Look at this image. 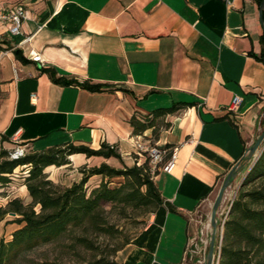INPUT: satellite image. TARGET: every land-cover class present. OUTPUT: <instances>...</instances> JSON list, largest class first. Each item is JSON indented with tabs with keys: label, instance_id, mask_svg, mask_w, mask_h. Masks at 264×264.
<instances>
[{
	"label": "crops",
	"instance_id": "obj_1",
	"mask_svg": "<svg viewBox=\"0 0 264 264\" xmlns=\"http://www.w3.org/2000/svg\"><path fill=\"white\" fill-rule=\"evenodd\" d=\"M230 1L1 0L22 2L27 15L19 34L0 35L8 50L0 55V139L8 145L17 138L40 152L106 143L119 157L72 155L132 167L131 117L194 103L158 118L157 133H141L177 145V157L172 172L153 178L163 203L118 251L120 264H185L197 217L212 211L225 177L264 132L260 5ZM42 68L103 88L63 85Z\"/></svg>",
	"mask_w": 264,
	"mask_h": 264
},
{
	"label": "trees",
	"instance_id": "obj_2",
	"mask_svg": "<svg viewBox=\"0 0 264 264\" xmlns=\"http://www.w3.org/2000/svg\"><path fill=\"white\" fill-rule=\"evenodd\" d=\"M257 2L261 5L262 0ZM262 40L263 52L259 58L264 61V34ZM15 54L19 59L25 60L19 50H15ZM42 70L48 72L55 82L63 85L76 83L91 91H100L103 88L100 84L58 77L54 69ZM193 104L181 101L170 107H160L144 119L133 115L130 123L135 134H141L148 128H153L155 134L158 129V118ZM1 139L5 140L3 137ZM75 153L106 158L119 157L115 147L106 143H102L100 149L70 144L29 153L17 159H8L9 151L0 148V158L3 159L0 161V186L11 181L10 175L15 168L29 165L24 184L33 198L32 204L28 207L13 208L19 212L17 221L20 226L13 231L9 241L0 240V264H15L27 252L55 241L71 226L79 224L84 219L94 223L105 203H125L134 208H152L154 211L163 203L160 190L148 172L147 161L122 169L101 163L89 169L80 181L63 190L59 189L48 178L45 169L51 165L61 166L70 163L69 156ZM248 159L251 158L245 154L240 162ZM93 175H101L102 179L88 191L85 186ZM117 176H123L124 180L115 187H111L104 179ZM35 205H39V211L34 208ZM131 240L126 239L113 249V252L86 264H120L115 259H110V256L115 255ZM218 251L220 257L216 264H264V143L247 169L236 197L229 205Z\"/></svg>",
	"mask_w": 264,
	"mask_h": 264
},
{
	"label": "rangeland",
	"instance_id": "obj_3",
	"mask_svg": "<svg viewBox=\"0 0 264 264\" xmlns=\"http://www.w3.org/2000/svg\"><path fill=\"white\" fill-rule=\"evenodd\" d=\"M15 145L10 146L0 139L1 150L11 151ZM24 146L26 154L37 152L29 146ZM78 157L70 155V163L61 166L51 165L45 169L48 178L59 189L63 190L70 187L74 182L80 181L84 174L89 172V169L99 166L104 161L99 157H87L85 161ZM113 157L117 158L116 156ZM7 158L10 159L9 155ZM2 160L0 158V161ZM253 160L254 158L242 162V166L237 169L236 178L227 187L226 197L224 194V199L217 212L216 226L211 225L212 233L206 248L201 242L199 230L201 224L211 218L212 211L206 214L202 213L197 217L198 227L192 233L185 264L206 263L213 233L215 234L213 263H217L220 238L223 232V220L226 218L228 207L236 197L241 181ZM125 166L127 165L118 164L114 167L122 169ZM29 168V165L18 166L10 175L11 181L7 185L0 186V240L9 241L12 238L13 231L20 226L17 221L20 216L19 212L14 211L13 208L18 206L20 208L28 207L33 202V198L24 184ZM101 179V175L90 177L86 183V189L89 191ZM104 179L108 181L111 187H115L124 180V177H106ZM34 208L39 211V205H35ZM153 213L154 209L152 208H134L130 204L118 202L105 203L94 223L89 219L82 220L79 224L71 226L66 233L55 241L27 252L15 264H86L93 262L113 252V249L120 246L126 239H133L148 223ZM117 253L112 254L110 259L116 260Z\"/></svg>",
	"mask_w": 264,
	"mask_h": 264
},
{
	"label": "built area",
	"instance_id": "obj_4",
	"mask_svg": "<svg viewBox=\"0 0 264 264\" xmlns=\"http://www.w3.org/2000/svg\"><path fill=\"white\" fill-rule=\"evenodd\" d=\"M228 4L231 3L230 0H224ZM26 8L25 5L21 2L15 5L14 7H9L6 4L2 3L0 0V35L2 31H7L11 36L19 34L23 22L25 21ZM30 37H27L25 41H28ZM1 41V40H0ZM1 45V44H0ZM8 52L7 49H0V55H6ZM34 61H42L41 55L37 54L33 57ZM241 97L235 95L232 101V110H236L238 104L240 103ZM15 146L9 151L10 159H17L26 155L25 146L23 143L19 142L17 138H14ZM133 146L136 151V163L141 165L142 157H145L147 161L148 172L150 176L154 178L156 174L160 171L172 172L175 167L177 150L178 146H159L156 143H153L150 139H146L142 134H136L133 137ZM248 150L246 151V154ZM227 191V189H226ZM226 197V193H225ZM229 209V207H228ZM227 217V215H226ZM225 220V219H224ZM223 220V222H224ZM212 223L211 218L205 223H202L199 230V235L201 242L207 247V244L210 240V234L212 233ZM223 225V223H222Z\"/></svg>",
	"mask_w": 264,
	"mask_h": 264
},
{
	"label": "water",
	"instance_id": "obj_5",
	"mask_svg": "<svg viewBox=\"0 0 264 264\" xmlns=\"http://www.w3.org/2000/svg\"><path fill=\"white\" fill-rule=\"evenodd\" d=\"M263 9H264V0H262L261 5H260V20L264 28V18H263ZM264 143V132L258 137V139L255 141V143L249 147L248 149V157L253 159L259 154V150L263 146ZM237 176V167H233L227 176L225 177L219 192L215 198V201L212 206V213H211V223L212 226H216V216L218 209L224 199V194L227 189V187L230 185V182L232 179L236 178ZM214 257H215V234L213 233L210 241V246L209 250L206 256V263L205 264H214ZM220 257V255H218Z\"/></svg>",
	"mask_w": 264,
	"mask_h": 264
}]
</instances>
